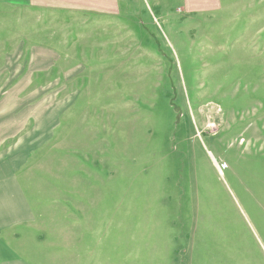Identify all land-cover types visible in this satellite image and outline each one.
Returning a JSON list of instances; mask_svg holds the SVG:
<instances>
[{"label": "rangeland", "instance_id": "374dc122", "mask_svg": "<svg viewBox=\"0 0 264 264\" xmlns=\"http://www.w3.org/2000/svg\"><path fill=\"white\" fill-rule=\"evenodd\" d=\"M164 1L0 20V60L27 59L0 63L29 118L4 143L36 214L5 230L20 264H264V0Z\"/></svg>", "mask_w": 264, "mask_h": 264}, {"label": "crops", "instance_id": "0c3cea01", "mask_svg": "<svg viewBox=\"0 0 264 264\" xmlns=\"http://www.w3.org/2000/svg\"><path fill=\"white\" fill-rule=\"evenodd\" d=\"M134 1L135 0H0V20H20L19 16H17L18 14L21 16L25 14L30 15L33 18L34 12L47 11L55 12L60 15L70 13L69 15L72 16V19H81V21L88 22V17L90 15H120L123 7L132 4ZM140 1L143 3L147 2V4L151 1L157 6L165 2L164 0ZM181 4V8L189 13H201L219 9L222 0H181ZM18 25L19 23L13 22L11 27L14 29L16 28L17 34L19 35L21 27H18ZM8 26L10 25H5V27L3 25L2 27L6 29ZM1 30L3 29H0V31ZM23 46V39H18L17 42L14 41L10 46L11 49L4 55L2 60H0V63H27V59L22 61ZM29 51L30 63H55L52 58L55 54L54 50L46 46L35 45L32 49H29ZM70 57L71 56H67L63 61L68 60ZM55 58L58 59L59 56H55ZM29 83H31V79H29ZM20 84L21 81L19 83H14L12 89H17V86ZM16 93L18 95V90L2 92V98L0 100V264H14V262L15 264H20V258L10 248L8 245L9 242L4 238L5 233H8L5 230L17 228L22 224H30L31 221L36 219V214L31 204L28 203L22 184L15 174V161L5 156V140L14 138L18 135L22 130V123L29 120L28 116L24 118L25 114L21 115V113H18L10 103V101L16 97ZM34 114L35 116L37 115L36 110ZM45 115L46 114H43L35 120L33 127L23 137V141H25L26 136H30L31 133L37 132L42 127ZM8 234L9 236L12 234V237H17L20 235V232L12 231Z\"/></svg>", "mask_w": 264, "mask_h": 264}]
</instances>
